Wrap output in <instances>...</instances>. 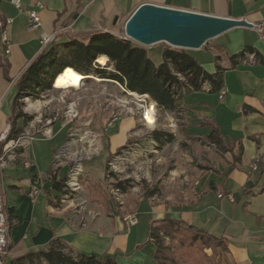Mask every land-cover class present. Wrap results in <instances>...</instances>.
Returning <instances> with one entry per match:
<instances>
[{"label": "crops", "instance_id": "1", "mask_svg": "<svg viewBox=\"0 0 264 264\" xmlns=\"http://www.w3.org/2000/svg\"><path fill=\"white\" fill-rule=\"evenodd\" d=\"M19 1L17 8L11 0H0V19L10 21L4 32L8 54L0 43V137L10 126L16 81L43 50L41 36L57 32L55 39L60 42L70 36L103 31L125 38L126 20L144 3L243 19L253 24L252 28L230 29L208 41L202 48L209 55L205 63L193 56L208 73L215 71L212 58L216 54H221L219 63L223 67L227 66L228 56L239 53L245 46L253 47L264 57V0ZM30 11L37 12L38 24L30 22ZM145 48L148 58L158 66L163 49ZM190 53L196 55V52ZM222 91L224 97L220 100L218 95ZM219 92H211L204 85L202 90L189 93L182 100L181 111L185 112L186 120L180 136L194 143L203 142L202 148L212 149L215 155L186 167L174 164L168 176L169 183L179 181L177 188L181 189L177 196L165 194L154 202L151 200L155 195L132 200L129 193L118 194V199L126 198V201L117 208L116 195L110 197L102 190L106 179L89 184L91 177L82 167V177L87 182L82 181L81 199L86 203L81 201L78 205L76 196L54 207L48 200L55 202L59 193L51 190L46 174L54 167V154L65 144L71 129L55 123L51 126V139L35 138L27 150H16L15 160L0 166V196L8 214L15 218V225L8 231L7 258L46 248L53 238H59L80 253L115 256L119 264H156L155 247L148 237L149 225L151 221L172 218L182 219L220 238L227 248L225 252H218L221 264H264V191H261L264 186V61L226 69ZM244 106L254 112L244 113ZM118 121L121 120L114 124ZM212 128L217 129L229 152L216 151V147L210 146L206 136ZM129 133L126 131L122 138L117 135L107 138L108 155L125 147ZM46 140L49 146L41 142ZM256 160L258 168L253 171L251 165ZM24 163L30 167L25 168ZM66 173L67 166L58 168V178H65ZM96 185L103 195L96 191ZM34 190L36 194L30 197ZM206 253L209 255L210 251Z\"/></svg>", "mask_w": 264, "mask_h": 264}, {"label": "trees", "instance_id": "2", "mask_svg": "<svg viewBox=\"0 0 264 264\" xmlns=\"http://www.w3.org/2000/svg\"><path fill=\"white\" fill-rule=\"evenodd\" d=\"M188 52L165 47L161 53L162 62L155 66L148 58L145 47L109 32L93 31L85 36H70L60 42L55 39L43 48L16 81V95L12 102V115L9 120L10 130L5 141L0 144V152L5 145L15 141L21 134L22 127L17 125L18 121L25 124L32 120V117L23 112L24 99H38L40 94L52 89L54 76L57 74V77L68 68L84 78L95 77L101 81L115 82L126 91L140 96L148 95L161 110L180 112L183 98L189 93L202 90L204 85H208L211 92H219L223 86L224 71L242 64L247 54H253L256 63L264 61V57L253 47L245 46L239 53L228 56L226 67L219 63L221 54H216L212 59L215 71L208 73L190 55V51ZM100 56L105 58L102 63L97 61ZM3 66L6 71V64ZM178 74L184 79L183 82L179 80ZM242 109L246 114L254 112L247 106ZM150 138L157 150L175 142L172 133L161 130L151 132ZM206 138L216 147V151H230L216 128H212ZM121 149L125 147L117 149L115 154H119ZM113 155L107 157L105 179L109 178L108 163ZM46 180L50 181L51 190L59 193L55 202L49 199L48 203L58 207L63 203L62 199L65 195L69 194L65 186L66 176L62 179L58 178V168L53 167L46 174ZM111 185L119 194H127L134 187L130 179L115 180ZM95 188L103 195L99 185ZM261 191H264V186ZM154 195L156 190L146 189L143 197L149 199ZM8 220L10 229L15 225V218L8 214ZM148 237L155 247L153 260L156 264H221L216 251L218 249L227 251L220 238L187 224L182 219L164 218L151 221ZM166 240L181 245L177 248L176 254L164 245ZM9 250L10 246L7 252ZM206 250L210 251L209 255ZM36 263L119 264L115 256L80 253L66 246L59 238H53L46 248L28 251L11 258L4 264Z\"/></svg>", "mask_w": 264, "mask_h": 264}, {"label": "rangeland", "instance_id": "3", "mask_svg": "<svg viewBox=\"0 0 264 264\" xmlns=\"http://www.w3.org/2000/svg\"><path fill=\"white\" fill-rule=\"evenodd\" d=\"M165 47L169 46L164 43H158L149 48L159 50ZM192 52H196V55L190 54L192 57L199 58L203 62L209 56L202 48ZM100 57L102 58V56ZM103 61L104 58L98 62L102 63ZM31 104H34L35 107H32ZM149 105H153L150 98L125 93L121 85L115 82L101 81L95 77L84 79L80 85H73L68 88H55L53 82L52 89L40 94L38 99H24L23 112L32 117V120L25 124L21 122L17 125L22 127L21 133H27L35 138H44L41 134L47 128H51L55 123H60L62 126L71 129H69L66 140L69 147H77L78 138L83 135L87 136V142L94 140L101 147L100 153L88 160H84L82 163L83 169L91 177L89 184L97 182L96 180L102 181L104 179L108 157L107 138H111L113 135L122 138L126 131H130L125 149H121L117 155L115 152L109 161V163H112H108L110 175L104 181V189L102 190L110 197L116 195L118 199V193L113 191L114 188L111 184L115 180H124L129 177L134 184V187L128 192L129 195H132V200L141 198L146 189H154L156 190V195L151 201L155 202L157 199L161 200L164 198L165 194L172 193L175 196L180 194L181 188H177L178 179L169 183L168 173L174 167V164L175 166L176 164L181 165V167H186L188 164L195 165L206 160L207 156L211 157L215 154L212 149L210 151L206 150L207 148L203 149V142L201 144L194 143L193 140L180 136L179 131L182 129V125L185 126L186 120L184 111L167 112L160 108H157L158 110L154 109L155 118L152 125H149L142 116L143 109ZM70 106L74 109V118H69L66 114ZM114 116H117L118 120L121 121H118L113 127L107 128L105 131L107 122ZM135 121H137V127ZM154 130L172 133L175 136V142L157 150L155 143L150 138V133ZM70 133L76 136H69ZM52 137L53 135L45 139H51ZM101 137L102 142L100 143ZM41 142L45 146L50 145L47 140ZM137 142H141L140 148L143 149H135L133 153H130L129 157L128 149L132 148ZM119 143V145H122L120 141ZM18 150L21 151V149ZM64 156H71V148H67ZM116 161L118 162L115 163ZM66 162L71 164L68 161ZM82 175L83 173L78 174V182L81 186L80 192L84 190V180L87 182V179H83ZM81 201L86 203L85 199H81L78 201V205ZM116 201V207L118 208L120 203L123 201L125 203L126 198ZM164 245L169 247L170 251H175V254L177 248L181 247L179 243H171L169 240L164 241ZM219 251L221 250L218 249L216 251L217 254ZM10 258L6 256L5 260L9 261Z\"/></svg>", "mask_w": 264, "mask_h": 264}, {"label": "water", "instance_id": "4", "mask_svg": "<svg viewBox=\"0 0 264 264\" xmlns=\"http://www.w3.org/2000/svg\"><path fill=\"white\" fill-rule=\"evenodd\" d=\"M236 27L252 28L253 24L243 19L215 17L144 3L126 20L123 33L126 39L143 47L164 43L188 53L189 50H200L208 41Z\"/></svg>", "mask_w": 264, "mask_h": 264}, {"label": "built area", "instance_id": "5", "mask_svg": "<svg viewBox=\"0 0 264 264\" xmlns=\"http://www.w3.org/2000/svg\"><path fill=\"white\" fill-rule=\"evenodd\" d=\"M11 3L19 8L20 7V1L19 0H11ZM30 22L33 24H38L39 23V16L36 11H30L28 13ZM10 21L9 20H2L0 19V43L4 47V53L8 54L9 53V48H8V43L6 42V39L4 38V32L6 29V26L8 25ZM260 31H262L261 28H259ZM58 33H54L52 35H43L40 38V44L42 48H45L48 46L51 42H53L56 38V35ZM126 39V38H124ZM246 56H250V54H247ZM178 78L183 79L179 74ZM124 89V88H123ZM125 93L128 94H137L134 92H129L124 89ZM145 96V98H149L148 95H142ZM224 97V91L219 92L218 98L221 100ZM152 108V107H151ZM150 108V109H151ZM153 108L158 110L157 105L154 103ZM66 114L69 118H74V109L71 108V106L68 108L66 111ZM155 118V117H154ZM119 118L117 116H114L110 121L107 122L106 127L112 126ZM10 130V126H7L6 133L0 137V143L4 142L8 132ZM51 128H47L41 136H44V138H50L52 136ZM69 136H76L75 134L70 133ZM87 136L83 135L82 137L78 138V143L77 147H68V141L59 149L56 151L53 157V166L54 168H59L61 166L66 165L67 166V174H66V181H65V186L66 190L68 189L67 187V179H69V176L74 175V174H82L83 169H82V163L84 160H88L101 151L100 145H98L94 140H90V142L86 141ZM35 139V137L29 136L27 133H21L19 137L15 140L7 144V147L3 149V153L0 155V166H5L8 163L12 162V157H11V146L13 145H20L21 151H24L27 149V147L30 146L31 142ZM141 142H137L132 146V148L128 149V156L130 157V153H133V151L138 150V149H143L140 148ZM142 145V144H141ZM211 147H213V144H210ZM215 147V146H214ZM64 148H71V156H64ZM68 161L71 164H67ZM116 161L115 163H117ZM112 163V162H111ZM109 163V164H111ZM25 168H29L30 165L28 163H24ZM257 160L251 165V169L253 171L257 170ZM126 179H130L127 177ZM83 190V187H82ZM37 190H34L31 194L30 197H34L36 194ZM82 192H79V197L76 198L77 201L81 199L82 197ZM221 197V195H219ZM62 202H70L66 201L65 197L62 199ZM128 223H132L131 218H127ZM8 231H9V220H8V213H7V208L2 200V197L0 196V264L5 263V258L8 254L7 248L9 246V241H8Z\"/></svg>", "mask_w": 264, "mask_h": 264}, {"label": "bare ground", "instance_id": "6", "mask_svg": "<svg viewBox=\"0 0 264 264\" xmlns=\"http://www.w3.org/2000/svg\"><path fill=\"white\" fill-rule=\"evenodd\" d=\"M190 51H195V50H190ZM101 60H102V58L100 57L98 59V61L100 62ZM242 63L243 64L255 63L254 55L250 54V56H245ZM83 80H84V77L82 78V76H79L77 73H75V71L68 68V69L64 70L60 75L57 76V78L55 79L54 86L58 87V88H68V87L73 86V85H80ZM179 80L182 82L184 81V79H180V78H179ZM142 116H143L145 122H147L149 125H152V123L154 121V116H155V110L153 108V105H151V106L149 105L148 107L146 106L142 111ZM68 147H69V144H68ZM18 149H21L20 145L11 146L12 161L15 160L16 150H18ZM66 150H67V148H64V152ZM67 187H68L67 191L69 194L65 195L66 200L73 199L79 195V192L81 190V186L79 185V182H78V174H74V175L69 176V179H67ZM113 191L118 193L116 190H113Z\"/></svg>", "mask_w": 264, "mask_h": 264}]
</instances>
